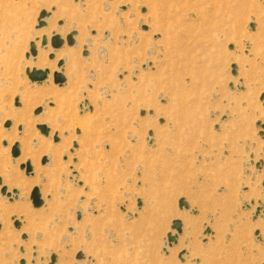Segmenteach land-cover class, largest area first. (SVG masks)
<instances>
[{
  "label": "rangeland",
  "instance_id": "374dc122",
  "mask_svg": "<svg viewBox=\"0 0 264 264\" xmlns=\"http://www.w3.org/2000/svg\"><path fill=\"white\" fill-rule=\"evenodd\" d=\"M42 10L52 20L39 31ZM60 30L77 35L73 47L65 42L47 52L52 72L70 48L78 66L97 73V84L91 72L87 85L76 81L69 105L62 103L63 111L73 105L91 119L85 131L73 126L59 133L56 119L64 113L40 94L73 81L68 59L62 58L63 86L52 77L48 84L31 83L25 73L36 65L26 60L30 43ZM263 94L264 0H0V177L10 192H20L13 202L0 194V264H49L52 254L57 264H264ZM43 116L51 138L36 128ZM9 134L16 137L8 140ZM34 139L48 146L46 154ZM72 139L77 147L70 153ZM14 143L21 151L15 163ZM27 150L45 174L34 166L31 177L21 172L20 164L31 162ZM42 155L49 158L43 168ZM73 171L77 185L68 179ZM7 175L35 183L10 186ZM32 187L41 193L39 208L30 201ZM181 199L192 212L179 208ZM19 206L27 213L4 212ZM173 220L182 228L169 248Z\"/></svg>",
  "mask_w": 264,
  "mask_h": 264
},
{
  "label": "bare ground",
  "instance_id": "6f19581e",
  "mask_svg": "<svg viewBox=\"0 0 264 264\" xmlns=\"http://www.w3.org/2000/svg\"><path fill=\"white\" fill-rule=\"evenodd\" d=\"M109 1H112V0H109ZM52 15V14H51ZM53 17V16H52ZM51 19V16L49 17V18H47L46 19V26H47V21H49ZM52 20V19H51ZM44 28H46V27H44ZM43 29V28H42ZM66 29L67 28H65V32H66ZM41 29H39V31H40ZM42 31V30H41ZM52 31V30H51ZM54 31V30H53ZM67 33V32H66ZM71 33V32H70ZM69 33V34H70ZM81 34V33H80ZM53 35H58V36H60L62 39H63V41H64V44H63V46L65 45V39H66V36L67 35H65V33H62L61 32V30L60 31H56V32H52V35H51V37L53 36ZM77 34H75V35H73V39H74V41H75V36H76ZM43 36H45V35H43ZM42 36V37H43ZM136 36V35H135ZM42 37H40V36H37L36 38V40H35V43H36V48H37V55L36 56H29L28 58H26V60H29V59H32L31 61H36L35 62V66H32V67H34V68H32V69H37V70H40L42 67H43V69L44 70H48L49 72H48V75H47V78H46V80H44L43 82H45V83H49L50 82V80H51V77H52V80H53V73L54 72H61L62 74H63V72H62V70L64 69L63 68V66L64 65H62V67L61 68H57V66H56V64H55V66H56V71H54V72H52L53 71V64H51L52 62H47L46 60H45V55L47 54V52H49V50H50V48H51V46H50V39H51V37H49V36H45L46 38H47V45L45 46V47H42L41 46V44H39V41H41V38ZM81 40L82 39H80L79 40V42H78V40H77V42L81 45ZM83 41H85V39L83 40ZM86 41H87V39H86ZM77 44V43H76ZM75 45V44H74ZM73 45V46H74ZM82 45H83V43H82ZM62 46V47H63ZM73 46H70V47H73ZM77 46V45H76ZM85 46H87V44L85 43ZM61 47V48H62ZM61 48H59V49H53V48H51L52 49V52H54V53H56L58 50H60ZM75 48V47H74ZM81 48V47H80ZM40 49L41 50H44V51H46V52H42V51H40ZM70 49V48H69ZM69 49H67V50H63V51H61L60 52V54H59V56H61L63 59L65 58L66 59V61H67V59H68V63H67V69H66V72H68L67 74H68V76L69 77H71L72 79H73V81L71 80V79H67V81H66V84H65V82L63 83V84H61V85H58V84H55L56 86H63L64 84L66 85V88H64V89H62V90H55L53 87H50V86H48L47 88H45L44 90H42L41 92H40V94L42 95V97L43 98H45V97H49V99H51L52 98V100H54L55 102H57V108H58V110L57 111H59L60 110V112H62V113H64V115L62 116V118H57L56 119V122H58L60 125H58V128L60 129V130H57V129H55V130H57V131H59V133L61 132V131H63V130H65V129H67V128H71V127H77V128H81L83 131H85V130H87L88 129V126L90 125V123H91V119L88 117V116H84V117H82V116H79V113H78V110L76 109V107H75V109L74 108H72V106H71V109L69 110V111H63V106H62V103H63V101L64 102H66V104H68L69 105V103H70V100L71 99H73L72 97H71V95H74L75 96V94H77L78 92V88H79V85H76V81L77 82H79L80 84H81V82L82 83H84V84H86L87 85V82H89L88 81V78H89V75L91 74V72H93L94 73V80H95V84H97V80H98V78L96 77L97 76V73H96V70H94L93 68H89V69H87L86 67H80V65L78 66V60L77 59H75V58H73V53H74V51H71V50H69ZM98 49V48H97ZM96 49V50H97ZM86 50V52H88V50L86 49V47L84 48V51ZM98 51V50H97ZM100 51V50H99ZM90 52V51H89ZM95 54V56L97 55V52H94ZM51 54H53V53H51ZM48 55V54H47ZM54 55V54H53ZM77 55V54H76ZM104 55H106V52L104 53ZM58 56V55H57ZM83 57H87V56H84L83 55ZM94 57V56H93ZM92 57V58H93ZM99 59H100V61H101V64H103L104 63V58H101L100 57V54L97 56ZM54 58H55V56H54ZM56 58H58V57H56ZM62 58H61V60H62ZM91 58V55L90 56H88V58H86V60H88V59H90ZM60 59V58H59ZM64 59V60H65ZM54 60V59H53ZM49 61H52V60H49ZM55 61H56V59H55ZM94 61H96L95 59H94ZM93 61V62H94ZM92 62V63H93ZM33 65V64H32ZM31 66V65H30ZM46 69H45V68ZM76 68L78 69V71L76 70ZM29 70H32L31 68H28ZM43 69H41V70H43ZM65 70V69H64ZM84 71H86L87 72V75L83 78L82 77V75H81V73H83ZM134 71H136V69L134 70ZM78 72H79V75H80V77L79 76H77V74H78ZM66 74V75H67ZM63 76H64V74H63ZM65 77V76H64ZM92 78H93V76H92ZM90 79V78H89ZM75 81V82H74ZM43 82H41V83H43ZM54 83V82H53ZM34 84H36V83H34ZM38 84V83H37ZM233 87V89H234V86H232ZM236 88V87H235ZM240 88V86L238 85L237 86V88L236 89H239ZM95 89L97 90V91H99L100 89H101V87H95ZM85 92V91H84ZM92 93H94V92H92ZM25 96L28 94L27 92H25L24 91V93H23ZM71 94V95H70ZM86 94V93H85ZM33 95V94H32ZM80 95V94H79ZM51 97V98H50ZM88 98H89V96H87ZM91 97H93V95L92 96H90V98ZM29 98L30 99H32L33 98V96H31V95H29L28 96V100H29ZM42 98V100H44ZM89 98V99H90ZM15 99H18V98H15ZM95 99V98H94ZM78 100V99H77ZM90 100H92V99H90ZM18 101H19V99H18ZM30 102V101H29ZM19 104L21 105V103L19 102ZM72 104H74V103H72ZM88 104H89V101L87 100V99H85V100H83L80 104H79V106H78V108H79V110L80 111H82V112H84V111H87V108H88ZM76 105V104H75ZM55 106V105H54ZM66 106V105H65ZM28 107H29V105H28ZM65 108V107H64ZM30 109V108H29ZM67 112V113H66ZM152 112V115L153 114H156V113H153V111H151ZM159 112V111H158ZM1 113V112H0ZM263 114V113H262ZM41 115V114H40ZM87 115V114H86ZM264 115V114H263ZM263 115H261V116H263ZM37 116H39V115H37ZM42 116V115H41ZM49 116V115H48ZM48 116H43V117H39V118H37V120H36V122L38 123L37 125H45L46 124V126L48 125L47 123H45V124H40L42 121L43 122H50V120H49V118H48ZM261 118H263V117H261ZM13 120V119H12ZM21 121H23L24 119H20ZM14 121V120H13ZM11 124H12V122H11ZM22 127V126H21ZM48 127V126H47ZM56 127H57V124H56ZM49 128V127H48ZM50 128H51V126H50ZM7 129H9V128H7ZM10 131H11V129H10ZM18 131V133L19 134H21V132H22V129L19 131V130H17ZM38 132H40V131H38ZM64 132V131H63ZM7 133H9V131L7 132ZM52 133V132H51ZM51 133H50V129H49V134H48V136H44V135H42L41 133V136H43V137H45V138H51ZM55 134H57L58 135V132L57 133H55ZM54 134V135H55ZM77 134V133H76ZM16 136H13V135H11V134H9V135H7V139L8 140H13L14 138H15ZM58 137H59V135H58ZM70 139V138H69ZM146 142L149 144V143H151V137H149V135L147 134V136H146ZM27 141V140H26ZM53 141V140H52ZM72 141H73V143H76L75 142V140H73L72 139ZM60 142V141H59ZM59 142H54L53 141V143L54 144H57V143H59ZM39 144V145H37V146H39L38 147V151L40 152V153H47V150H48V146H44V144H42L41 142H38L36 139H34V140H32V144ZM19 144V143H18ZM31 144V143H30ZM77 144V143H76ZM14 145V144H13ZM8 146V149H9V145H8V143H7V145H6V147ZM35 147V146H34ZM70 148V147H69ZM19 150H20V144H19ZM70 150V153H73V151L74 150H76V148H74L73 147V144H72V149H69ZM54 154L52 155V156H54L55 158L60 154V152H59V149H55V150H53L52 151ZM20 154H21V151H20ZM51 154V153H50ZM52 156H51V158H52ZM26 157H28V159L30 158V160H31V162L29 161V160H27L26 162H30V164H31V167H32V172H31V174H26L25 173V171H21V172H24V174H25V176L26 177H31L32 175H33V166H34V168L36 169V171H37V173H38V175L40 176V174H45V172L43 171V170H41L39 167H38V164H37V162H36V160H37V157L33 154V152H31V151H29V150H27L25 153H24V158H26ZM43 157H47V156H43ZM60 157V156H59ZM58 158V157H57ZM13 161H14V163L16 162L15 160H16V158H11ZM18 159V158H17ZM64 160H66V159H64ZM3 161V165L0 167V172H1V170L3 169V167L5 166V162H4V159L2 160ZM48 162H49V158L47 157V162H46V164L45 165H47L48 164ZM73 163L75 164L76 163V161L74 160L73 161ZM24 164V163H23ZM45 165H42V166H45ZM48 166V165H47ZM264 167V166H263ZM2 168V169H1ZM5 168V167H4ZM34 169V170H35ZM53 171H55V170H53ZM2 173H4L3 171H2ZM74 173H76L75 171H73L72 173H71V175L69 176V181L70 182H72V183H74V184H76L77 185V179H75L74 178V176H76ZM48 175V174H47ZM262 175V174H261ZM264 175V174H263ZM43 176V175H42ZM261 177V176H260ZM1 178V177H0ZM7 182L10 184V186H12V185H17L19 188H21V189H26L28 186H29V184H32V183H35V181H33V182H29L28 184H27V182L25 183V182H22V181H19L18 180V178H15V177H12V176H9V175H7ZM41 178V177H40ZM43 178V177H42ZM2 179V178H1ZM41 180V179H40ZM262 185V184H261ZM2 186H5V185H3V180H2V184L0 185V189H1V187ZM6 187V186H5ZM264 188V187H263ZM13 190V189H12ZM12 190H11V192L9 191V189L7 188V192L9 193V194H11V197H12V199L14 198L13 197V194H12ZM17 190V189H16ZM18 191V190H17ZM39 193H40V191H39ZM249 194H251V193H249ZM17 196H19V191H18V194H17ZM40 196H41V193H40ZM2 197H5V198H7L6 196H2ZM255 197H257V196H255ZM259 198V197H258ZM7 199H9V198H7ZM17 199H18V197H17ZM17 199H13L11 202H13V201H16ZM42 199V198H41ZM259 203V202H258ZM246 205H248V204H246V203H244L243 204V207H246ZM184 209V208H183ZM182 209V210H183ZM187 211H190V208L187 210ZM4 212H19V213H27V210H25V208H23V206H19L17 209L14 207V208H10L9 210H7V211H4ZM79 213V212H78ZM83 213V212H82ZM125 214L126 215H130L131 213L130 212H128V211H125ZM255 214V213H254ZM80 217H81V213H80ZM17 219H14V218H12V221H16ZM18 221V220H17ZM79 221V220H78ZM20 222V221H19ZM1 225V224H0ZM10 228V227H9ZM20 229V228H19ZM18 229V230H19ZM0 230H1V228H0ZM170 233V232H169ZM171 234L172 235H175L176 234V232H175V230H171ZM255 238L257 239V237L255 236ZM257 240H260V238H258ZM164 246L166 247H171V245H170V243L168 242V240H167V237H166V242H165V244H164ZM174 246V245H173ZM22 248V249H21ZM20 248V253H24V249H23V247H21ZM165 251H166V248H163ZM26 252V251H25ZM36 254V253H35ZM33 256H34V254H33ZM36 256H34L33 258H35ZM48 259V258H47ZM23 260V259H22ZM25 261V260H24ZM25 264H27L26 262H25Z\"/></svg>",
  "mask_w": 264,
  "mask_h": 264
},
{
  "label": "water",
  "instance_id": "95a60500",
  "mask_svg": "<svg viewBox=\"0 0 264 264\" xmlns=\"http://www.w3.org/2000/svg\"><path fill=\"white\" fill-rule=\"evenodd\" d=\"M50 13H48L47 11L45 10H42L39 15H38V18H37V25H36V29H41L43 28L45 25H46V19L50 17ZM62 23L59 22L58 25H61ZM250 28L253 29L254 28V25L251 24L250 25ZM73 35H75V31H71L70 34H68L66 36V39H65V42L68 46H73L75 44V41L73 39ZM41 46L42 47H45L47 45V38L45 36H43L41 38V42H40ZM64 44V41L63 39L58 36V35H53L50 39V46L51 48L53 49H59L63 46ZM37 55V48H36V44L35 42H31L30 45H29V53H27L25 56L26 58H28L29 56H36ZM83 55L86 56L87 55V52L84 51L83 52ZM54 58V55L53 54H50L49 55V59H53ZM63 65V60H59L58 63H57V68H61ZM48 70H37V69H32V70H29V69H26L25 73L29 79V81L31 83H41L43 82L44 80H46L47 78V75H48ZM232 74L235 75V66L232 67ZM53 82L54 84H58V85H61L65 82V77L63 76V74L61 72H54L53 73ZM260 100L263 101L264 100V94L261 95L260 97ZM19 101L18 99H15V106H19ZM41 112V108H38L34 111V114L37 115ZM144 112L142 111L141 112V115H143ZM11 126V121H6L5 124H4V127L5 128H9ZM258 126H262L261 124H258ZM36 128L40 131V133L44 136H48L49 134V128L46 126V125H36ZM19 131L22 129L21 126H18L17 128ZM149 137H151L152 133L149 132L148 133ZM59 140L57 134H55L53 136V141L54 142H57ZM3 145L6 146L7 145V142L6 141H3ZM73 147L76 148L77 147V144L76 143H73ZM20 155V150H19V144L18 143H14V145L11 147V157L12 158H17L18 156ZM47 162V157H42L41 159V164L44 165L45 163ZM20 170H24L26 174H31L32 172V167H31V164L30 162H25L24 164H20L19 166ZM2 184V179L0 178V185ZM262 186L264 187V181L262 182ZM0 194L2 196H6L7 198H9L10 201H12L13 199H17V194H18V191L16 189H13L12 190V194H13V199L11 197V194H9L7 192V187L5 186H2L1 189H0ZM30 201L32 203V206L34 208H39L42 206L43 204V201L41 199V196H40V193H39V189L37 187H34L32 190H31V193H30ZM138 204L139 206L141 205V201L139 200L138 201ZM178 206L180 209H189L187 203L185 202V200L181 199L179 200V203H178ZM246 207H248V205H246ZM259 210L260 208H257L256 211H255V214L253 217H255L258 213H259ZM78 219H80V213H78ZM14 227L15 228H19L20 227V222L19 221H14ZM0 228H1V225H0ZM181 222L179 220H173L171 222V230H175L176 234L175 235H172L171 233H168L167 234V240L168 242L171 244H175L176 241H177V236L178 234L181 233ZM209 231H207L208 233ZM255 236L258 238L259 237V234L258 232H255ZM22 239H26L27 238V235L26 234H23L21 236ZM82 254L79 253L77 255V259H81L82 258ZM56 261V256L54 254L51 255V258H50V263L49 264H54ZM20 264H25L24 260H21L20 261Z\"/></svg>",
  "mask_w": 264,
  "mask_h": 264
},
{
  "label": "crops",
  "instance_id": "0c3cea01",
  "mask_svg": "<svg viewBox=\"0 0 264 264\" xmlns=\"http://www.w3.org/2000/svg\"><path fill=\"white\" fill-rule=\"evenodd\" d=\"M42 156H43V155H42ZM42 156H40V158H41ZM41 168H43V166H42ZM32 176H33V175H32ZM32 188H33V187H32ZM32 188H31V189H32ZM18 191H19V190H18ZM19 194H20V192H19ZM23 208H24V207H23ZM189 208H190V211H187V210H186V211H187V212H192L191 207H189ZM25 210H26V209H25ZM182 211H184V210H182ZM185 218H186V217H185ZM14 219H16V218H14ZM188 221L192 222L191 224H194V222H193L194 220H188ZM193 226H194V225H193ZM21 228H22V227H21ZM21 228H20V229H21ZM20 229H19V230H20ZM24 234H25V233H24ZM26 235H28V234H26ZM178 237H179V236H178ZM57 262H58V258H57L55 264H57Z\"/></svg>",
  "mask_w": 264,
  "mask_h": 264
}]
</instances>
